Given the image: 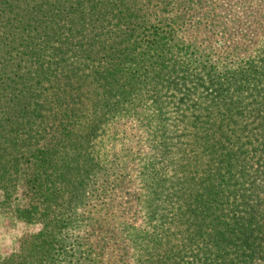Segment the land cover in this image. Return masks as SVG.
I'll use <instances>...</instances> for the list:
<instances>
[{"label": "trees", "instance_id": "obj_1", "mask_svg": "<svg viewBox=\"0 0 264 264\" xmlns=\"http://www.w3.org/2000/svg\"><path fill=\"white\" fill-rule=\"evenodd\" d=\"M131 121L171 160H144L160 226H130L135 263L264 264V0H0L1 207L22 188L20 218L43 226L0 264H102L119 216L69 242L54 208L118 190L89 150Z\"/></svg>", "mask_w": 264, "mask_h": 264}, {"label": "rangeland", "instance_id": "obj_2", "mask_svg": "<svg viewBox=\"0 0 264 264\" xmlns=\"http://www.w3.org/2000/svg\"><path fill=\"white\" fill-rule=\"evenodd\" d=\"M167 118L168 129L172 131V114H168ZM132 122L135 123L131 121L124 126L127 132H121L120 136L116 138V141L108 139L107 137L99 144V137L96 139L95 145L89 150L90 157L93 158L97 164L96 171L99 168L104 169L105 172L111 170V174L116 173L114 178H116V176L121 177L122 182L118 190L115 191L112 183H108L102 179L97 181L96 184L89 183L87 198L90 194H93V192L97 193V189L101 196L90 195L86 200H78L75 217H73L74 212L69 211L72 206L68 205V202L63 203L67 201L66 196L64 200L58 201V206L56 205L54 208L57 215L65 213L66 219L68 218L65 226L69 225L58 233V237L67 238L69 242H73L79 235L78 233H83L84 230H86V226L91 223L90 220L94 217L92 212H100L104 216L103 220L109 221H111L114 215L119 216V219L115 218V220H117L116 228L112 234L108 235L107 242L109 244L107 249L111 251L102 259V264H136L138 258H140L139 256L144 254V246H139L138 256L129 242L130 226L138 230L149 229L153 234L160 226L158 217L152 221L153 223H149L142 213L143 206L141 202L143 201L144 192H146V190L141 175L145 168V166H143L144 160L146 157L147 159L149 158L147 154L151 155L156 168L170 166L168 165V161L165 160H169V158L162 155L164 159L160 156L159 150L162 147H157L159 146L157 139L149 143V137L144 126L140 127L137 125L136 128H133L134 124ZM116 144L118 147L115 146ZM121 147L128 153L126 154L123 152V156H120V160H117V155H113L112 151H118ZM170 155H172V153ZM169 161L171 162V160ZM102 187L106 189L104 193L99 190V188ZM62 188L70 189L66 183ZM22 191V188L18 190V194L16 195L19 196L20 199H13L11 207L8 209H2L1 203L3 198L0 196V260L13 254L21 253V244L24 238L30 235H36L43 229L41 224H28L20 218L21 215H19L18 210L20 211V209L27 206L26 201L23 199ZM61 204L62 207L59 208ZM168 212L171 214L170 211ZM72 218H74V221L71 220ZM165 222L167 224L169 223L167 219ZM78 226H80L81 229L77 233L76 228ZM167 227L170 228L169 226ZM74 245L75 243L73 247ZM46 248L51 249L49 244H46ZM68 249H70L69 256H71L72 247L69 246L67 250ZM54 254L56 257L55 259L61 260V251L56 253L53 252L51 256H54Z\"/></svg>", "mask_w": 264, "mask_h": 264}]
</instances>
